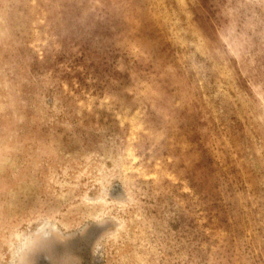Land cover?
Here are the masks:
<instances>
[{"label": "rangeland", "instance_id": "obj_1", "mask_svg": "<svg viewBox=\"0 0 264 264\" xmlns=\"http://www.w3.org/2000/svg\"><path fill=\"white\" fill-rule=\"evenodd\" d=\"M0 264H264V0H0Z\"/></svg>", "mask_w": 264, "mask_h": 264}]
</instances>
